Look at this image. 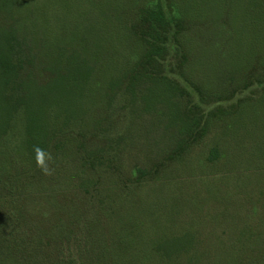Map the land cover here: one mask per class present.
Here are the masks:
<instances>
[{
    "label": "rangeland",
    "instance_id": "1",
    "mask_svg": "<svg viewBox=\"0 0 264 264\" xmlns=\"http://www.w3.org/2000/svg\"><path fill=\"white\" fill-rule=\"evenodd\" d=\"M160 1L177 28L149 71L148 45L117 27ZM10 29L24 47L0 107L13 235L43 237L47 264H264V66L237 82L264 60V0H0Z\"/></svg>",
    "mask_w": 264,
    "mask_h": 264
},
{
    "label": "trees",
    "instance_id": "2",
    "mask_svg": "<svg viewBox=\"0 0 264 264\" xmlns=\"http://www.w3.org/2000/svg\"><path fill=\"white\" fill-rule=\"evenodd\" d=\"M135 2V1H133ZM133 8L132 11L128 12L126 15V20L119 24L117 27L121 31L125 33L127 38H133L135 40H140L142 43L148 45V54L146 52L139 56V62L144 61V65L149 69L150 66H156L158 69H163L166 65L168 58L171 52V45L169 44V34L170 31L174 27H176L173 23H175L176 13L173 17H168L163 4L157 2L154 6L153 4H149L148 6H143L141 8ZM128 17H132L128 19ZM171 20V21H170ZM172 24V29L170 25ZM169 27V28H168ZM177 28V27H176ZM166 34V35H164ZM1 35L0 43V107L4 100L7 99V90L10 88L12 82H15L19 79L20 70L22 69L21 58L23 55V46L20 42V38L17 33L10 29V31H4ZM171 35V34H170ZM161 40L162 43H158ZM171 42V41H170ZM174 51L179 55H185V47L183 44L178 41L176 44L174 43ZM172 45V46H173ZM188 53V52H187ZM148 57V58H147ZM146 58L149 59L146 62ZM252 61V60H251ZM253 64L256 66L262 64L264 66V60L261 58L258 61H252L249 66H247L244 70H240L241 78L237 81L240 87H246L247 85L243 83V81L247 78L246 74L253 67ZM136 63L134 64L135 67ZM154 65V66H153ZM69 67L67 68L65 74H60V76L69 75ZM243 72V73H242ZM57 75L59 73H56ZM59 76V77H60ZM51 75H49V70L46 71L44 84L39 88L40 90H44L49 85V79ZM152 73L148 74V78L151 79L152 83L159 79H168L167 77H152ZM149 79V80H150ZM53 80V79H52ZM51 80V81H52ZM251 81V78H250ZM9 86V87H8ZM21 86V85H20ZM19 91V90H18ZM232 93H222L217 98L219 99H230ZM229 97V98H228ZM24 176V175H23ZM26 177V176H24ZM13 178V174H8L5 177L3 175L0 176V182L4 181L11 182ZM4 190L9 191L10 187L6 184L3 186ZM24 221L23 214L18 218L17 222ZM14 221H10L9 218H4L0 214V252L2 256L7 255L3 252L4 250H11V260H13V264L16 262L17 264H47L50 260L45 258L40 251L34 252L32 246H39L42 249L43 237H37L38 235L32 233L30 238H25L22 236L19 238L18 236L13 235L16 229H11ZM6 228V230L4 229ZM25 242L28 245L25 247ZM57 258V255H56ZM157 263H160L159 258H155ZM73 260V259H72ZM71 259L61 258L57 259L55 264H74Z\"/></svg>",
    "mask_w": 264,
    "mask_h": 264
}]
</instances>
